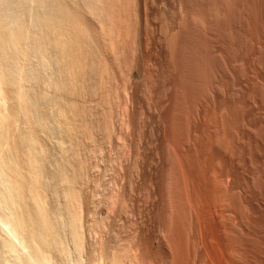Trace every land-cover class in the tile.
Listing matches in <instances>:
<instances>
[{"label":"bare ground","instance_id":"obj_1","mask_svg":"<svg viewBox=\"0 0 264 264\" xmlns=\"http://www.w3.org/2000/svg\"><path fill=\"white\" fill-rule=\"evenodd\" d=\"M247 2L0 0V264H264V0Z\"/></svg>","mask_w":264,"mask_h":264},{"label":"rangeland","instance_id":"obj_2","mask_svg":"<svg viewBox=\"0 0 264 264\" xmlns=\"http://www.w3.org/2000/svg\"><path fill=\"white\" fill-rule=\"evenodd\" d=\"M239 1H242V3H243V0H239ZM246 1H248L247 3H249V0H246ZM244 2H245V0H244ZM215 19H216V18H215ZM219 20H220L219 18L216 19V23H217ZM220 22H221V20H220ZM220 22H218L217 25H215V23H214V25H215L216 27L213 25V28H214V27H215V28H218V27H219V28L217 29V31L219 32V35H220L222 32H224V31H225L224 33L226 34V32L228 31L227 28H226V29L224 28L226 25L223 24V23L221 24ZM220 24H221L222 26H224V27H222ZM219 25H220L221 27H220ZM219 29H220V30L222 29L221 32H220ZM215 32H216V29H215ZM216 33H217V32H216ZM224 33H223V34H224ZM223 34H221V36H220V37H222L221 39H223V40H221L220 37H219V35H217L218 39H220L219 41L222 42V44H221L222 46H223V43H224L225 40H226L225 42L229 41V38H230V39L233 38V40L236 38L235 41H237L238 38H239V37L234 36V33H231V35H230L229 33H227L226 36H225V35L222 36ZM232 34H233V35H232ZM227 35H229L228 40H227ZM224 37H225V38H224ZM239 39H240V38H239ZM231 41H232V40H231ZM235 41H234V43H235ZM221 42H220V43H221ZM197 43H198V42H197ZM229 43H230V42H229ZM232 43H233V41H232ZM234 43L232 44V46L235 45ZM225 44H226V43H225ZM193 46H196V47H194L193 49H195L197 52H196L195 50L192 51V50L189 48V49H190V52H191V55H190V52H189V49H188L186 55H184V56L182 55V56H181V58L183 57V60L181 61V63H178V60L180 59V57L176 58L175 61H174V62H175V63H174V64H175V67L177 68V71L180 70V71H178L179 73L177 72L178 74H175V75H176V76L178 75V77H180V79L178 78L179 80H181V78L183 77V80H186V81H184V82H187V80H188L190 83L193 82V79L190 78V77H191V74L195 72L194 69H193V68H195L194 65H195V64H197V65L199 64V60H198V59H199V57H201V56H200V53H198V49H199L198 47H199V45H197V44L194 42L193 45H192V47H193ZM197 46H198V47H197ZM227 46L229 47V45H227ZM190 47H191V46H190ZM223 47H225V46H223ZM228 47H227V49H229ZM225 48H226V47H225ZM233 48H234V47H233ZM199 50H200V49H199ZM188 52H189V55H188ZM229 52H230V51H229ZM184 53H185V52H184ZM192 53H193V54H192ZM194 53H197V56H196V54H194ZM232 53H233V52H232ZM187 55H188L189 58H187ZM190 56H191V57L194 56V58H195L197 61L194 60V58H191ZM195 56H196L198 59H197ZM198 56H199V57H198ZM230 56H231V58H233L232 55H230ZM184 58H185L186 60H184ZM188 59H190V60L193 59V60H194V61H190V62H192L193 65H192L190 62H189V64L187 63V62H188ZM179 62H180V60H179ZM194 62H195V63H194ZM177 63H178V64H177ZM186 63H187L188 65H191V66H188V67H187V64H186ZM176 64H177V66H176ZM232 64H236V63L233 62ZM185 65H186V66H185ZM178 66L180 67V69L178 68ZM184 66L186 67L187 70L189 69V70H188V71H189L188 73H186L187 71H186V69H185ZM182 67H184V68H182ZM191 68H192V69H191ZM181 69H182V70H181ZM190 69H191V70H190ZM192 70H193V72H192ZM181 71L185 72L186 75H185L183 72H181ZM190 71L192 72L191 74H190ZM180 72H181L182 74H180ZM117 73H118V72H116V73L114 74V76L119 75V74H117ZM189 74H190V75H189ZM187 75H189L190 77H188ZM184 76H187V77H184ZM173 77H175V76H173ZM117 78H119V80H120V77L117 76ZM187 78H188V79H187ZM189 78H190L192 81H191ZM113 80H115V81L112 82V85H111L112 88H111V89H113V90H112V91H113V94H112V95L115 96V97L112 99V101H113L112 105H113V111H117L118 108L116 107V105H118V102H119V100H120L121 97H122V94H121L122 92L120 91V90H121V89H120L121 86H120V84H119L120 81H119L118 79H116V78L113 79ZM174 80H175V78L173 79V81H174ZM116 81H117V82H116ZM118 81H119V83H118ZM115 82H116V83H115ZM174 82H175L174 85L177 84L176 87L179 88V86L181 85V83H180L181 81H179V83H177L178 80H175ZM174 82H173V83H174ZM189 82H187V84L185 83L186 85H183L184 83H183L182 85H183V86H187V87H189V86H188ZM178 84H180V85L178 86ZM190 85H191V84H190ZM187 87H186V88H187ZM116 88H117V89H116ZM184 88H185V87H184ZM186 88H185V89H186ZM114 90H115V91H114ZM115 94H116V95H115ZM119 94H120V95H119ZM117 96H118V97H117ZM116 98H117L118 100H116ZM114 99H115V100H114ZM115 102H116L117 104H116ZM114 103H115L116 105H115ZM114 105H115V106H114ZM114 107H116L117 109L115 108L116 110H114ZM118 107L120 108V106H118ZM118 110H119V109H118ZM51 124L53 125V122H52ZM54 140H55V139H54L52 136H51V137H50V136L46 137V142H47V144L50 146V148H52V152H53V154L56 155L57 149H56V145H55V141H54ZM78 143H79L78 146H77L78 157L80 158V160L82 161V163H83V165H84V135H82V136L79 137V141H78ZM51 145H52V146H51ZM54 145H55V146H54ZM53 146H54V147H53ZM54 149H55V150H54ZM112 151H113V150H112ZM113 153H115V152L113 151L112 154H113ZM92 184H93V183H92ZM77 186H78V187H77V190L79 191V198H78L77 202L75 203L74 208H75V210H76V219L78 220V222H79V224H80V232H82V235L84 236V172H83L82 178L79 179V181H78V183H77ZM100 188H101V187H100ZM94 189H95V192H96V190H98V188H95V187H94ZM102 190L104 191L103 193H105V191H107V190H104L103 188L101 189V191H102ZM98 191H99V190H98ZM98 191L96 192V195H97V196H95L94 198L97 199V200H98V199L100 200L101 197L99 198V196H102L103 193H101V191H99V192H100V194H99ZM96 197H98V198H96ZM101 199H102V198H101ZM120 199H121V201H120ZM95 201H96V200H95ZM96 202H97V201H96ZM99 202L101 203L102 200H101V201H98V203H99ZM117 202H118V204H117ZM123 202H124V201H123L122 198H119V200L116 201V203H115V208H114V210L112 211V213H111V215H110L111 218H110V216H109V217H108V220H107V221H108V227H109L108 230H109V233H110V234H109V233H108L109 235L106 234V237H109V238H110L111 233L116 232L117 237H119V238H117V242H118L117 245H118V246H120V245L122 246V245L124 244L123 242L126 241L125 238L127 237V236H126L127 231L124 232V230H125V228H126V230H128V228H129V227H128L129 222H128V221H125V220H128V219H127V215H125L126 213L124 214V213H122L123 211H121V209H122V208L124 207V205H125V204H124L125 202H124V203H123ZM100 203H99L100 206H98L97 209H96V207H95V209H96V211L98 210V213H99L100 215H103V214H104V213H103L104 211H103V207H102V209H101V205H102V203H101V204H100ZM122 204H123V206H122ZM116 206H117V207H116ZM98 208H99V209H98ZM119 208H121V209H119ZM99 211H101V212H99ZM116 211H117V212H116ZM114 212H115V213H114ZM118 212H119L120 214H119ZM102 213H103V214H102ZM122 214H123V215H122ZM100 217H101V216H100ZM125 217H126V219H125ZM109 219H110V220H109ZM119 222H120V223H119ZM126 223H127V224H126ZM109 224H111V225H109ZM113 225H114V226H113ZM125 225H126L127 227H126ZM120 226H121L122 228H121ZM113 227H114V229H113ZM124 227H125V228H124ZM116 228H117L118 230H117ZM122 229H124L123 232H122ZM114 230H115V231H114ZM119 230H120V231H119ZM118 231H119V233H118ZM114 234H115V233H114ZM124 235H125V236H124ZM118 239H119V240H118ZM120 239H121V240H120ZM123 240H124V241H123ZM119 241L122 242V244L119 243ZM83 246H84V245H83ZM121 246H120V247H121ZM82 250H83V252H84V247L82 248ZM83 255H84V253H83ZM82 260H83V264H84V256H83Z\"/></svg>","mask_w":264,"mask_h":264}]
</instances>
